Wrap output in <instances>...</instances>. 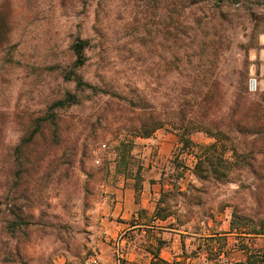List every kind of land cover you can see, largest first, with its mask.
Returning a JSON list of instances; mask_svg holds the SVG:
<instances>
[{
	"label": "rangeland",
	"instance_id": "1",
	"mask_svg": "<svg viewBox=\"0 0 264 264\" xmlns=\"http://www.w3.org/2000/svg\"><path fill=\"white\" fill-rule=\"evenodd\" d=\"M214 87L236 168L202 185L168 123ZM0 264H264V1L0 0Z\"/></svg>",
	"mask_w": 264,
	"mask_h": 264
},
{
	"label": "trees",
	"instance_id": "2",
	"mask_svg": "<svg viewBox=\"0 0 264 264\" xmlns=\"http://www.w3.org/2000/svg\"><path fill=\"white\" fill-rule=\"evenodd\" d=\"M84 46L83 43L76 45L79 63L83 59ZM75 80L78 82V86L82 85V82L78 78ZM216 91L217 89L215 87L205 91L202 100L197 103L195 108L189 107L186 111L180 114V118L174 116L170 118L168 123V125H170L175 131L179 132L183 130L184 133L179 136L182 150L194 154L193 156L196 159V165L193 175L202 185L209 183L212 180L227 183L236 168L234 163L236 150L229 144H231L232 135L234 129L238 126V123L236 121L234 122L231 115L220 119L217 117L216 104H214V99L217 96ZM64 106L65 102H60L56 105V107L60 108ZM260 110L261 108L255 110L256 116L260 114ZM146 122L145 120L140 122L137 131L142 137L148 138L152 136V134L162 126L159 121L152 118L149 119L148 123ZM258 122H260V120L256 119L255 126L260 128L261 125H259ZM190 132L204 133L215 142L206 146L196 145L188 137L190 136ZM188 190L200 192L199 189L192 185H189ZM177 197H182L183 199L188 200L186 205L191 203L187 192L181 193L175 185L172 187V191L162 190L156 205L154 220L165 222L170 218L176 217L178 210L176 209L177 212L173 211V208L178 207ZM173 200L177 202L175 206L171 205V201ZM236 220L239 219L235 217L234 221L231 223L232 228L237 224L235 222Z\"/></svg>",
	"mask_w": 264,
	"mask_h": 264
},
{
	"label": "built area",
	"instance_id": "3",
	"mask_svg": "<svg viewBox=\"0 0 264 264\" xmlns=\"http://www.w3.org/2000/svg\"><path fill=\"white\" fill-rule=\"evenodd\" d=\"M256 88H257V81L256 80L251 81L250 89L253 91L256 90Z\"/></svg>",
	"mask_w": 264,
	"mask_h": 264
},
{
	"label": "water",
	"instance_id": "4",
	"mask_svg": "<svg viewBox=\"0 0 264 264\" xmlns=\"http://www.w3.org/2000/svg\"><path fill=\"white\" fill-rule=\"evenodd\" d=\"M243 1H264V0H243Z\"/></svg>",
	"mask_w": 264,
	"mask_h": 264
},
{
	"label": "crops",
	"instance_id": "5",
	"mask_svg": "<svg viewBox=\"0 0 264 264\" xmlns=\"http://www.w3.org/2000/svg\"><path fill=\"white\" fill-rule=\"evenodd\" d=\"M123 201H125V203H127V202H128V199H127V198H125V199H123Z\"/></svg>",
	"mask_w": 264,
	"mask_h": 264
}]
</instances>
